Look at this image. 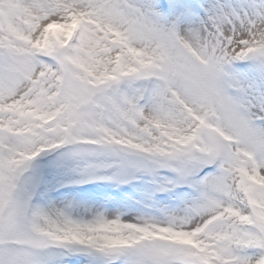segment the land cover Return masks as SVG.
<instances>
[{
  "label": "rangeland",
  "instance_id": "rangeland-1",
  "mask_svg": "<svg viewBox=\"0 0 264 264\" xmlns=\"http://www.w3.org/2000/svg\"><path fill=\"white\" fill-rule=\"evenodd\" d=\"M9 16L71 35L29 49ZM263 173L264 0H0V264H264ZM211 207L248 219L196 231Z\"/></svg>",
  "mask_w": 264,
  "mask_h": 264
},
{
  "label": "bare ground",
  "instance_id": "bare-ground-1",
  "mask_svg": "<svg viewBox=\"0 0 264 264\" xmlns=\"http://www.w3.org/2000/svg\"><path fill=\"white\" fill-rule=\"evenodd\" d=\"M178 14H172L171 13V16L169 18L171 23L179 17ZM8 19L10 21L12 29L14 30L13 34L16 35L17 38H20L21 41H24V40L28 41L29 40L28 41V42H30V45L28 47L29 49L32 47H35V48H45L46 50H51L54 48V46L56 45V43L58 41H60L61 43H64V41H67L69 39V36L71 35V30H69L70 27L67 31H64V32H63V30L60 31V28H58L59 27L58 26L59 21L55 22L57 24L56 25L54 23L52 24L51 21H47L44 18V19H42L43 23H41L42 27H40L39 29H36V28H31V26H30L31 29H29L27 31L24 28H21L20 23L17 22V19L15 17L9 16ZM196 19H197V14L193 12L192 15L190 16V18L188 17L187 22H186L187 34H185V32H184V34H182V32H179V34H178V36L181 40V44L187 48H190V50L192 48L194 50H197V46L194 43V34L193 33L196 32V34H197V33L203 31L201 28L202 26L198 25V20H196ZM26 21L30 22V20H26ZM262 25H263V23H261L259 25V27L262 28L263 27ZM85 28L87 31H90V28L88 26H85ZM2 29H3V31L5 30L4 27H2ZM169 29L171 30V26L169 27ZM198 29H200V31H198ZM6 33H5V35H6ZM235 49L238 50V48H235ZM144 50H145V52H144V55H145V54H147V48L145 47ZM23 51H25V49ZM234 55H236V53H234ZM194 56H195V53H194ZM234 57H236V56H234ZM29 76H30L31 80H34L37 78L38 74H36L34 72V70H31V73L29 74ZM28 85L29 84H27V85L25 84V89H26L25 91H27V89L30 88ZM153 101H154V97L146 105V107L144 108L145 109L144 112L146 110H148L149 107H151V105L153 104ZM195 126H196V124H195ZM195 126H192V127L194 128ZM187 128L191 129V126L187 125ZM138 147L141 149H144L145 151H149V149H150V148H143L142 144L141 145L139 144ZM220 173H218L217 175L216 174L209 175L206 178V182L208 184L210 183V181L214 182L217 186L220 185L219 187L222 189L223 185L218 180V176L220 175ZM262 176L264 177V173L262 174ZM204 204H206V203H204ZM99 207H100L99 204H95L92 207L91 212H93V216H95L96 218L100 216L101 218L104 219V222L106 224L110 223V212H104L105 216L102 217V214H100V212H99ZM233 210H236V209L233 208ZM231 213H232V208H231V211H229L225 207H221V208L211 207L210 209H208V211L206 213H204L202 215L203 219L199 223V226L196 227V231L200 230L201 228L206 226L209 222H211L215 219L231 218L232 215H235V213L237 214V216H239L240 219H242V218L244 220L248 219V216H247L246 212L244 211V208H241L239 211H237V210L233 211V214H231ZM76 222H78V220ZM78 223L81 224L80 221ZM167 223L169 226L168 233L171 234L170 238H172V240H178V241H181L183 243H188L190 241L195 242V239L193 238V236L190 235L186 230L181 229V230L177 231L176 233H173L172 231H174V230L171 229V224H170L171 222L168 221ZM156 229H158V230L162 229L163 230L164 227L159 226ZM146 234L149 235L151 233L146 231ZM250 264H261V263L260 262H253V260H252V263H250Z\"/></svg>",
  "mask_w": 264,
  "mask_h": 264
}]
</instances>
